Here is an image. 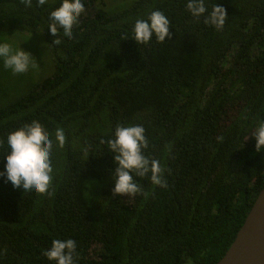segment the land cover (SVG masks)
Returning <instances> with one entry per match:
<instances>
[{"label":"trees","instance_id":"trees-1","mask_svg":"<svg viewBox=\"0 0 264 264\" xmlns=\"http://www.w3.org/2000/svg\"><path fill=\"white\" fill-rule=\"evenodd\" d=\"M83 2L73 38L57 45L47 24L59 0H0V38L40 32L54 66L0 98V141L33 120L66 135L51 195L0 177V264H54L45 250L68 238L76 264H213L264 185V152L247 136L264 118V0H205L228 14L220 30L194 18L187 0ZM154 9L172 36L136 45L132 24ZM8 72L0 61V77ZM129 123L144 126V154L160 161L166 187L145 176L140 194L117 198L105 142Z\"/></svg>","mask_w":264,"mask_h":264},{"label":"clouds","instance_id":"clouds-1","mask_svg":"<svg viewBox=\"0 0 264 264\" xmlns=\"http://www.w3.org/2000/svg\"><path fill=\"white\" fill-rule=\"evenodd\" d=\"M28 2L30 6V0ZM45 3L46 0H39L40 5ZM186 8L194 18L203 17L206 25L217 30L223 28L228 15L224 7L218 4L209 9L205 0H187ZM84 12L83 0H59L58 6L51 9L47 29L56 38L54 42L57 45L63 42L60 37L64 40L73 38L74 27L78 25ZM170 27L171 21L167 15L154 9L133 22L129 38L136 45H147L153 39L165 43L166 38L170 39L172 36ZM20 44L14 46L8 39L0 38V61L13 75L27 73L37 64L35 57L21 48ZM249 133L254 139L255 151L264 152V118H258L248 129L247 136ZM65 142V131L60 127L54 134H50L36 120L16 127L0 141V145L6 146V151L0 154L3 158L0 177L14 189L51 195L53 152L62 148ZM105 143L108 152L113 155L114 167L109 169L108 174L113 196L129 198L140 194L142 188L137 178L145 176L153 185L166 187L160 161L149 159L144 154L148 142L142 124H118ZM85 152L87 159L91 151L86 148ZM76 250L77 242L72 238L53 239L44 255L54 264H76Z\"/></svg>","mask_w":264,"mask_h":264},{"label":"water","instance_id":"water-1","mask_svg":"<svg viewBox=\"0 0 264 264\" xmlns=\"http://www.w3.org/2000/svg\"><path fill=\"white\" fill-rule=\"evenodd\" d=\"M213 264H264V185L225 253Z\"/></svg>","mask_w":264,"mask_h":264},{"label":"rangeland","instance_id":"rangeland-1","mask_svg":"<svg viewBox=\"0 0 264 264\" xmlns=\"http://www.w3.org/2000/svg\"><path fill=\"white\" fill-rule=\"evenodd\" d=\"M126 0H105L107 6L116 3H121ZM9 41L14 45L29 51L36 59V66L30 69L29 72L24 73L25 75H13L10 72L0 77V98L6 96H17L24 92V88L28 87V83H32V80L26 76L31 74L34 80H40L42 77L52 72L53 59L49 47L44 42L42 34L36 32L29 34L25 32H16L9 36ZM22 89V90H21Z\"/></svg>","mask_w":264,"mask_h":264}]
</instances>
